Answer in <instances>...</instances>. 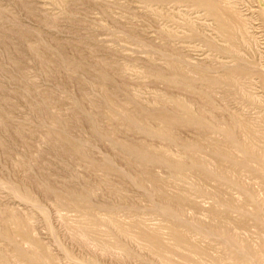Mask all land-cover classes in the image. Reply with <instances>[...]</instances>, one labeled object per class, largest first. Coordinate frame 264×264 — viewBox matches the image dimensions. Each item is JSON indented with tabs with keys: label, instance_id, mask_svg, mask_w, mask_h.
Listing matches in <instances>:
<instances>
[{
	"label": "rangeland",
	"instance_id": "1",
	"mask_svg": "<svg viewBox=\"0 0 264 264\" xmlns=\"http://www.w3.org/2000/svg\"><path fill=\"white\" fill-rule=\"evenodd\" d=\"M0 264H264V0H0Z\"/></svg>",
	"mask_w": 264,
	"mask_h": 264
}]
</instances>
